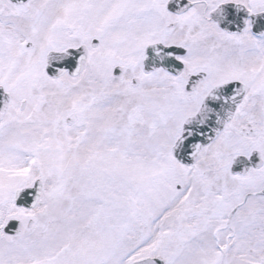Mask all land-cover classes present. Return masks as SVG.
Instances as JSON below:
<instances>
[{
    "label": "snow or ice",
    "instance_id": "1",
    "mask_svg": "<svg viewBox=\"0 0 264 264\" xmlns=\"http://www.w3.org/2000/svg\"><path fill=\"white\" fill-rule=\"evenodd\" d=\"M0 264H264V0H0Z\"/></svg>",
    "mask_w": 264,
    "mask_h": 264
}]
</instances>
